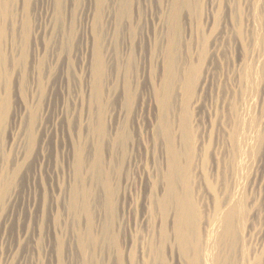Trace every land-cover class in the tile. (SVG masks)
I'll return each instance as SVG.
<instances>
[{
  "label": "rangeland",
  "instance_id": "obj_1",
  "mask_svg": "<svg viewBox=\"0 0 264 264\" xmlns=\"http://www.w3.org/2000/svg\"><path fill=\"white\" fill-rule=\"evenodd\" d=\"M47 1L48 0H0V24H5L7 29L6 36L0 48V71L2 74V79L0 82V96L2 98L5 97L4 99L8 100L10 105L9 117L5 121V126L2 130L1 147L3 148L4 155L1 158L2 160L0 159V165L3 166L2 169L5 177L8 180L11 179L13 181H11L13 183V187H11V193L16 196L12 206H8L5 203V205H7V207L4 206L6 210L3 208V210L6 211L5 213H3L5 216H1V220H5V224H7L4 225V231H2V233L5 234H3L1 243L2 245H0V262L1 264H86V259H89L88 261L92 260L91 262L93 264H95L96 261H102L103 264H132L131 261L133 260V254L136 255L139 252H135V248H137L136 251L139 249V243L141 245V242L143 241L145 244L146 242L147 244L148 242L151 243V241L156 237L157 234L154 235L155 232L153 227L158 224V222L160 221L159 218L161 216L159 213L158 217H156L155 219V216L150 213L149 208L147 204H145V202L147 203L148 201L146 200V198L148 197L147 195L149 194V191H147V187H149L148 184H153L157 179L155 176L158 172L157 170L159 169L158 166H160L158 165L160 164L159 162L163 161L162 163H164V158L162 159L160 155L162 153H160V151H162L164 145V143H160H162L163 139L161 140V138H159L154 143L155 139L153 138L151 124L155 125V123L152 121L155 120V114H157L159 108L158 103H156V101H158V99H156V90L160 88L162 86L161 83H163V54L167 51H170L171 49L168 40L169 36L166 32L168 31V27L162 13V10L167 11L168 3L165 2L167 0H130V11L128 10L130 13V18L127 19L123 18L122 16L121 18L119 16L121 15L120 13L124 12L121 9L122 6L120 4L123 2V0H104L102 7V0H66L65 4L67 7V13L64 19L66 25H64L65 29L63 30V32L67 33V36L65 35L64 42H62L63 40H59L61 42H58L59 45L57 49L51 50L49 49L50 47L47 49V46H49L48 43L51 42L49 34L46 33L44 38L43 36L41 38L38 37L39 40L37 39V42L34 41V36L36 34L38 24L42 19H44L43 10ZM210 1L211 0H199V2H201L199 4L198 1L195 0L194 2L195 4H197L195 8L196 11L194 9L193 11H190V9H187L186 7L182 8L180 18V40H178L179 42H177L180 44H175L174 47V49H176V52L179 50L177 53L179 55V71L181 72L184 71L188 64H195V62L199 63L200 60H198V57L199 59L201 57V54L199 53L200 51L202 52L203 49L207 48L211 51L210 52L206 49L208 61L211 60L210 54L215 53V58L213 57L214 63L212 62L213 69L209 79L208 87L204 90L203 93L197 92L198 95L196 93V95L199 96V99L196 96L195 99L193 97L194 100H192L194 102L198 99V104L200 106L198 105L197 108L196 102H194V104L193 102H191L188 106V109L190 110V120L192 119L190 122L193 123L190 124V127L193 131L195 130L194 133H192V130L190 132L193 136L196 147L198 146L200 148L197 149L198 154L195 159L196 162L198 160L200 161L198 163L194 162L196 165H194L193 163V165L195 166L193 168H196V166L198 167V169L196 168L197 171L196 169H194L195 171L193 170V178L197 179H192L193 190L194 192L197 191L195 192V198L198 200V202L201 201L199 205H201L202 209L201 207L200 209L203 212V214H201L200 227H203V225H205V222V226L207 227V217H209L207 215H209L210 211L212 210L210 209L212 208L210 206H212L213 204V202L211 201L213 198V194L215 193H211V191L213 192L211 184L215 183L217 194L219 193L218 191H221L220 194L223 193V187H221L224 183L223 180L228 177L231 171V165L228 164V156L230 152L226 151L230 149L228 148V146L230 145V140L227 136V127H229V129H232L231 122L233 121H231L232 118H230L231 116L230 113H228L229 111L227 109L231 101L237 99L240 104L243 103L241 104L242 109L239 113L242 117V121L244 122V127H247L248 125L251 126H248L249 128L247 127V129H251V131H258L259 128L260 131H262L261 128L264 130V109L261 110L262 105L261 107L259 105L261 104V102L260 100H257L259 98L255 96L256 94H253V88L255 86L254 80H258L254 72L256 71L255 68H257L259 64L261 67V63H263L264 68V22H261L262 20L259 21V19L254 17V10L257 3H259V0H217L219 3H222L220 5H223V10L219 5L221 12H219L220 15L215 14L217 15L215 16L216 19L214 18L217 21L216 22L214 20V22L216 23H214L213 20L212 23L208 20V11H210V7L208 6H210ZM131 5L133 8H131ZM118 11L120 12L119 15ZM99 12L101 16L99 15ZM225 18L227 19V23H225ZM253 19H257L255 20L256 29H254V31H252L249 25L250 23H252ZM25 22L29 26L24 24ZM42 24L43 27H47L49 22H46L45 25L44 20L42 21ZM128 24H133V27L135 28L133 32L136 31L134 33L131 32V40L133 44L132 48L134 51L131 49H126L128 48L127 44H129L130 42H128V40L130 39H127ZM96 26L100 28L99 32H101V34L99 33L98 35H102L101 38H103L104 41L102 44L104 46L103 55L106 65L104 75V91L106 92V94L104 93L105 96L103 95V97L105 98H103L102 100L103 107L106 111L105 125L110 128L112 121L114 123V119L117 121V119L119 120V118H122V121L128 123L131 132L133 129V137H135V139L136 137H138L137 133H139V135H142L140 136L142 137V139L144 138L143 135H145V139L143 140V145L140 149H136V147L134 146L133 150L130 143H128L125 149H122L121 147L115 145L113 142V136L108 135L104 139L105 144H103V159L106 167V169L104 167V170L106 172H110H108L109 174H106H108L109 178H111V184H113V186L115 185L116 188L118 187L117 204L120 208L119 213L120 211L121 213L119 214L118 218H116V221L112 222L111 219H109V217L107 216L105 204L103 205V203H105V194L102 190L103 187L100 186L98 182L96 183L92 178H88L89 185H92L93 187H91V194L93 193V196L91 195L90 202L91 212L93 211L92 214H94L93 218L95 219H93L94 221L92 220V224L89 222V219H87V215L84 212H81L83 197L80 195L82 193H78L79 195H77V207L73 205L74 200L72 199L73 195L78 191V189L82 188V178H80L79 174L77 173L76 161L78 151L76 150H78L80 146H83L82 144L87 141L86 154L88 153L87 158L91 159L89 161H92L95 157V149H97L98 145L97 143H94L98 142V135L97 133L94 134L93 131H95V119H97L96 116L99 113L98 110H101L100 106H102V104H96V102H94V93H92L95 79L94 66L96 65V62L98 60L97 52L95 50V45H97L96 41L98 40V36L96 38ZM121 26L124 27V30ZM26 27H28L30 30H27L28 33L26 34L28 36L25 34L26 29L24 28ZM211 29H213V31ZM63 34L64 33H62V37ZM241 34L243 36H241ZM203 37L205 38L203 39ZM254 38L259 40V44H262L261 46L263 52L261 56L257 55L258 53L253 51V47L256 45L253 44L254 40H256ZM204 40H206V42ZM201 45H203L204 48H202ZM219 48H221V50ZM34 49L36 51H34ZM247 50L249 51V53ZM1 51L4 57H2ZM55 51L57 52L53 53ZM36 52H38L39 54L37 53L38 55H35ZM45 52H47V54L49 52V54L46 56ZM53 54L54 56L52 58L51 55ZM39 55L41 56V58ZM247 57L250 58L248 59ZM37 60H39V62ZM48 61L51 65L48 63ZM38 66H40V68L42 66V69H39L45 72H43V77H39L40 80L38 79V72H40ZM243 68H245L246 70ZM37 69L39 71H37ZM242 73L245 74L244 77ZM126 76L131 80L129 82L131 83L134 95L136 96L135 98L139 100L138 101L135 99V101H138V103L133 105L130 113H126L127 111L125 109L123 111L120 110L121 101H118V97L119 100H121L122 98L123 101V96H121L123 94L118 93H122L123 91L122 87L124 88L123 83H125L124 78L126 79ZM250 85H253L251 90L252 93L250 90L247 91V88H249ZM244 89L247 90L245 91ZM176 90L179 91L177 95ZM176 90L174 91L176 97H174L175 95L173 96L176 102H172V106H174L175 104L176 105L174 107H171L173 110H170L169 115H171L172 111L175 110L177 111H175V113L177 114L178 111L181 112L182 107L184 108L181 101L182 95L180 94L182 92L178 87H176ZM241 90H244L246 94H242V92L240 93ZM247 92H249L250 94L248 93V95ZM251 95L252 97L254 96L256 98H252ZM242 96L245 97L244 100L243 98H241ZM240 98L243 100V102L240 101ZM140 99H143L142 101L144 102L145 107H143L144 104L143 106H139L142 104V101H140ZM179 99L181 100L179 101L178 105L177 103ZM255 102L260 103L256 104ZM177 106L181 108H178ZM141 109L142 111H140ZM137 110L139 112L138 118L136 117ZM20 111H22V113H20ZM15 113L18 114V117L16 129L14 128V131L13 129H11V126L13 125V115ZM172 115V117L169 116L171 117L170 120L172 119V129L175 128L173 130L174 136L175 134L176 136L178 135V138H176V136L175 138L179 140L181 133L178 132V130H180L178 123L179 114L177 115L178 118L174 113H172ZM227 116L230 119H228ZM41 122L43 124V129L39 130L38 126L41 124ZM225 123H227L228 126L225 125ZM132 124H135L134 126L136 127L133 128ZM224 125L226 126V128L223 127ZM148 126H150L151 129ZM155 126L157 127V124ZM156 127L153 128L155 131ZM255 127L257 129H255ZM177 128L178 130H176ZM11 131L13 133H11ZM146 131H148L147 135L149 136V140L146 136ZM176 131L179 134H177ZM87 132H89L90 134ZM11 135L14 136L16 140L11 139ZM197 135L199 137L197 138L199 139V141L196 139ZM225 135L227 136V138L225 137ZM218 136L219 138L221 137V139H219ZM21 139L23 141H21ZM146 140H148V142ZM196 140L198 143L196 142ZM204 140L207 141L205 142ZM200 141H204V144ZM254 141L255 140L253 139V143H255ZM199 142L202 143V146L205 147L199 145ZM210 143L214 144H212L211 146L207 145ZM218 143L220 144V146ZM253 143L251 141V144ZM207 146H210V148ZM212 146H216L217 150L222 151V149H224V151L227 152L226 154L223 151L221 152L222 155L220 156H222V164L220 165L223 168H219L221 172L223 171L222 174H224V176L227 175V177H224L220 173V170H215L214 172L215 168L212 166L213 159L211 160L210 156H212L214 151L216 152V148L214 149ZM221 146L222 148L220 149ZM202 148H205V150L207 149V151H209L211 148L213 150H210L209 153L206 151L207 153L204 154L205 151ZM254 148H256L255 145H250L247 148V156L245 155L244 157V169L242 168L240 170L243 171L240 173V175H244L242 177L244 179L243 184L246 182V191L248 192H246V195H248L246 197L248 198V200L250 198L249 202H247V205L250 202V204L252 205L255 204L256 202L254 200H256L258 203L263 202L264 200V154L262 153L264 152V150H261L264 148V144L263 147L258 149V151L260 150L261 153ZM249 149H251L250 152ZM202 150L204 152H201ZM132 151H134V153ZM256 151L259 154L256 153ZM25 152L27 155L25 154ZM199 153H202L203 155ZM206 155H208L209 160L206 159ZM200 156L206 159L205 161L208 162L205 163L204 159L202 160ZM223 156L226 158H224ZM246 158H250L252 162L249 159V161H245ZM160 159L162 160L160 161ZM129 161H132L131 164ZM201 161L203 162V164L201 163ZM225 161H227L228 163L226 162L227 164H225ZM210 162L212 163L211 166H209ZM199 163H201V167ZM156 166L158 169L155 168ZM205 167H207L209 170ZM211 167L213 168V170H211ZM224 168H228L229 171H226ZM207 171H210L212 174L217 173L218 171L217 174L213 175H217L216 178H218V174H220L221 178L223 179L220 178L221 180H215L216 178L213 175L210 176V172L206 175ZM195 174L198 175H196L195 177ZM206 176L208 177L206 178ZM210 177L212 178V180ZM215 181H217L218 183H216ZM126 183H128L127 193L129 192V199L126 205L127 216L125 214V217L123 219H120L122 218L121 215L123 213L121 207L122 201H120V198L122 193L126 189L124 187L126 186ZM129 183L132 185V187ZM140 184L141 186H139ZM145 184H147L148 186ZM217 184L219 187L217 186ZM219 184H221V186ZM145 188L146 190L143 191ZM148 189L150 190V187ZM121 190L124 191L122 192ZM260 197L261 199H259ZM251 198L254 200L252 201ZM248 200L246 199V201ZM137 202L139 205L137 204ZM209 202H211L212 204H209ZM258 203L256 204H261ZM252 205L249 206L248 209H251ZM208 206L210 208H208ZM10 209L12 210L10 211ZM146 209H148V211ZM141 211L145 214H142ZM141 215L142 217H144V219L140 218ZM155 215L157 216V214ZM202 217L204 219H202ZM261 217H257L255 218L256 220H254L250 219V216H248V218L246 217L247 219L244 218V220H248V222L246 223H243L244 220L242 222L240 220L241 223L239 224V226H243L244 229H248L251 234L256 229V232H254V237L253 234L251 236V234H249L248 232L246 233L247 230H245V232L242 231L243 228H241L240 230V233L242 235L240 237L243 239V241L244 238H246V240L248 241L247 243L249 244L251 237L253 239L251 240L252 243L250 242L251 245L253 244V247H251L250 245L248 247L244 246V248L247 250L250 247V250L248 251L253 252L257 249L259 252L260 249H263L264 251V247H262L264 246V228H262L264 227V220L263 218L260 220ZM252 220L256 222L254 223L252 222ZM107 221L112 222V227L107 229V231L109 230L108 232L104 230L105 228L103 227V225ZM248 223L251 225L250 227L248 226ZM252 224L254 229L252 228ZM206 227H204V229L202 228L203 230L201 229L202 233L205 231ZM83 233L86 235L84 237L85 242L87 240V243L85 244L89 245V247L87 245L85 246V248L82 246L80 239L84 235ZM116 233L120 234L119 236L122 237L120 238ZM138 233H141L140 235L142 237ZM151 233L153 234L151 235ZM205 233L206 231L203 234L204 237ZM243 234L247 236L245 237ZM115 235L118 237V242L120 241L122 245L124 244L122 246L120 242V244L117 242V244H119V248L121 246L122 250L125 249L122 252L125 255L123 256V258L126 257L123 259V262L120 261L118 257L119 252L117 246H115L113 242V237H116ZM248 237L250 238L247 239ZM131 238H135L133 241V248L134 246H138L135 247L134 250H131L129 247H124L126 245V240H132ZM260 238H262V241L259 243V241L261 240ZM140 239H143V241ZM123 240L124 242H122ZM136 240H138L139 243L136 242ZM243 241L240 242V245L241 243H244ZM135 243L138 244L136 245ZM261 243H263V245ZM147 244L145 245V247H149L150 244ZM240 245L238 246L239 248H237V251L242 249ZM256 246L257 249H254V247L256 248ZM86 248L87 250H85ZM167 248H169V246L165 248L167 251L165 252V255H168L170 257V251ZM175 250V259L172 260L167 256L170 261L172 260L171 262L169 261L170 264H175V261L180 260L178 259V253L176 254L177 249L175 248ZM228 251L229 250L227 249L224 251V253H228ZM234 251H236V249ZM130 253L132 254V257H130ZM234 253L236 254V252ZM235 257L237 258V256H234V261L236 260ZM262 260L264 259H261L260 262L264 264V261ZM140 263H142V261Z\"/></svg>",
  "mask_w": 264,
  "mask_h": 264
},
{
  "label": "bare ground",
  "instance_id": "obj_2",
  "mask_svg": "<svg viewBox=\"0 0 264 264\" xmlns=\"http://www.w3.org/2000/svg\"><path fill=\"white\" fill-rule=\"evenodd\" d=\"M65 1L66 0H48L46 2V5L44 7V19L41 20V22L38 24V27H37V31H36V34L34 36V41L37 42L39 40L38 37H42L44 38L45 34H49V37H50V43H48L49 46H47V49H51V50H55L58 48V42L60 43L61 41L59 40H63L62 42L65 41V35L67 36V33L63 32V30L65 29L64 28V25H66L64 19H65V16H66V13H67V7H66V4H65ZM103 1L101 2V7H102V4H103ZM165 1V0H164ZM195 0H167L165 1L166 3H168V9L167 11H164L162 10V13H163V16L165 18V22L167 24V27H168V31H166L168 34V40H169V43H170V51H167L163 54V65H164V73H163V83L162 86L160 88H158L156 90V95H157V98L158 101H156V103H158L159 105V108H158V111H157V114H155L156 118L155 120H153L152 122L155 123V125L157 124V127L154 125V124H151V128H152V131H153V138L155 139L154 143L156 142V140H158L159 138H161V140L163 139L162 143L160 144H163V148H162V151H160V155L162 157V159L164 160V163H162L163 161H161L162 159H160L161 162H159L160 166L159 169L157 168V166L155 168H157L156 170L158 171L156 176L154 174V176L157 178H155V182L153 184H148L149 187H150V190L148 189L149 187H147V191H149V194L147 195L148 197L146 198L147 203L145 202V204H147L148 208H149V211L150 213H152L154 216H155V219L156 217H158L159 213H160V221L158 222V224L156 226H154L153 224V229H154V235H156V237L151 241V243L148 242L149 247H145L146 244L144 243L143 239H140L142 240L143 242L142 245L138 242V240H136V242L139 243V249L136 251L137 248L135 247H138V246H134L135 248V252H138L136 255L133 254V260L131 261L132 264H139L141 261L142 263L140 264H170V262L175 259L176 255H174V252L176 251L175 248L177 249V252L176 254L178 253V259L180 260H177L175 261V264H260L261 262V259H264L263 257V254H264V251L263 249H260V252L258 251L257 249V246L256 248L254 247V249H257L253 252L251 251H248L250 250V247L247 249L244 248L245 247H248L249 245L251 247H253L251 245V240L252 237H251V240L249 242V244L247 243L248 241L246 240V238H244V232L245 230L246 233L248 232L249 234H251V232L248 231V229H244V227H240L239 224L245 219L248 218V216H250V219H254L256 220L255 218L257 217H261L260 220L263 218L264 220V200L263 202H259L261 204H259L256 200L252 199L251 200L255 201L256 203H258L259 205H257L256 203L255 204H248L249 206L252 205V208L249 210L248 209V205H247V202H249L248 198L246 196V182L243 184V176L240 175L241 172L243 171H240L242 168H243V165H244V157L245 155L247 154V148L250 146V145H255L257 151L258 149H260L261 147H263V144H264V131L262 128L260 131L259 129V126H258V131L254 130V131H251V129H247V127H244V122L242 121V117L240 115V110L242 109V105L243 103H239V101H237V99L235 100L234 97V101H231V103L229 104V107L227 108L228 109V113H230V118L231 119V123H232V129L230 130L229 127H227V136L229 137V140H230V145L228 146V148H230L229 150H226L229 153V163L227 161H225L224 163L225 164H230L231 166V171L227 177V175H225L227 178L224 181H222L223 183V186H221V184H219L221 187H223V193L220 194L221 191H218L219 193L217 194V188L215 186V183L211 184L212 186V190L213 192L211 191V193H215L213 194V198H212V201L213 204L211 202H209V204H212V208H210L208 206V208L212 209L210 211V214L207 215L209 217L208 218V221H207V227L205 226L206 225V222H205V225H203V227H200L201 225V214H203L202 212V207L201 205H199L200 202H198V200L195 198V191L193 190V187H192V179H197V178H193L194 174L193 172L195 171L194 169H198V167L196 166V168H193L195 167L194 165H196L195 163H198L200 160H198L197 162L195 161L196 157H197V154H198V151L197 149L199 148L198 146L196 147V144L194 143V139H193V136L191 134V130L192 128L190 127V124H193L191 123L190 121V116H189V109H188V106H189V103L193 102L192 100L195 99V97L198 95L197 92H204V90L208 87V83H209V79H210V76H211V73H212V64L214 63L213 62V57H214V54H210V58L211 60L208 61L207 59V52H206V49H203L202 52L200 51L199 54H201L200 56V59L198 57V60L199 63H196L193 64H188L187 67L184 69V71H179L180 70V67H179V55H178V51L176 52L174 49L175 47V44H180V43H177L179 42L178 40L179 39V34H180V18H181V12H182V8L186 7L187 9L189 8L190 11H193V9L196 11V6L197 4H195L194 2ZM198 1V3L200 4L201 2H199V0H196ZM122 2V1H121ZM227 2V1H225ZM223 2V3H225ZM235 2V1H234ZM44 3V2H43ZM129 3H131L130 0H123L121 4L122 6V10L124 12L120 13L119 10L118 11V15L119 13L121 15H119L120 17L122 16L123 18H127L129 19L130 18V13H129ZM256 3V2H255ZM3 4V3H2ZM198 4V5H199ZM205 4V2H204ZM210 6V11H208L209 13V16H208V20L212 23V20L214 22V20L216 19L215 16H217L218 14L220 15L219 12H221L220 10V7L221 9L223 8V5H220L222 4L221 2L219 3L217 0H211L209 2ZM220 5V7H219ZM3 6V5H2ZM6 6V5H4ZM23 6V5H22ZM26 6V5H25ZM44 6V5H42ZM104 6V5H103ZM203 6V5H202ZM255 6V5H254ZM200 7V6H199ZM131 8L132 5H131ZM229 8V7H228ZM227 8V9H228ZM239 9V8H238ZM244 9V8H243ZM101 10V9H100ZM99 10V11H100ZM129 10V11H128ZM205 10V9H203ZM223 10V9H222ZM5 11V10H4ZM103 11V10H102ZM27 12V11H26ZM117 12V11H116ZM133 12V11H132ZM203 12V11H202ZM235 13V12H234ZM117 14V13H116ZM195 14V13H194ZM200 14V13H199ZM217 14V15H215ZM99 15L101 16L100 12H99ZM234 15V14H233ZM116 16V15H115ZM118 16V17H119ZM204 16V15H203ZM117 17V18H118ZM119 17V18H120ZM121 17V18H122ZM205 17V16H204ZM219 17V16H218ZM232 17V16H231ZM254 17L262 20L261 22H264V0H259V3H257L256 7H255V10H254ZM1 18V17H0ZM100 18V17H99ZM114 18V17H113ZM198 18V17H197ZM215 18V19H214ZM221 18V17H220ZM245 19V18H244ZM257 19H253L252 23H248L252 29V31H254L255 28V20ZM45 20V25H46V22H49V24L47 25V27H43V24H42V21ZM120 20V19H119ZM242 20V19H241ZM25 21V20H24ZM125 21V19H124ZM208 21V22H209ZM216 21V20H215ZM27 22V21H26ZM26 22L24 24H26ZM217 22V21H216ZM214 22V23H216ZM28 23V22H27ZM225 23H227V19L225 18ZM243 23V21H242ZM202 24V23H201ZM27 25V24H26ZM25 25V26H26ZM124 25V23H123ZM211 25H214V24H211ZM237 25V23H236ZM242 25V24H241ZM29 26V25H27ZM264 26V25H263ZM97 27V26H96ZM123 27V26H121ZM214 27V26H213ZM261 27V26H260ZM22 28V27H21ZM28 27L24 28L26 29L25 30V34L28 33L29 28L27 29ZM102 28V27H101ZM212 28V27H211ZM220 28V27H219ZM241 28V27H240ZM67 29V27H66ZM96 29V28H95ZM104 29V28H103ZM120 29V28H119ZM118 29V30H119ZM124 30V27L122 28ZM135 28L133 27V24H128V38L127 39H130L128 40L129 44H127L128 48H126L127 50L131 49L133 50L132 46V40H131V32L134 33L136 31L133 32ZM227 29V28H226ZM225 29V30H226ZM229 29V28H228ZM244 29V28H243ZM28 30V31H27ZM92 30V29H91ZM121 30V29H120ZM213 31V29H211ZM236 30V29H235ZM97 34H96V38L98 36V40L96 41L97 45L96 46V52H97V62H96V65L94 66L95 67V73H94V86H93V92L94 95H93V98H95V101L96 104L97 103H101L102 106L101 107V110L99 109V113L98 115L96 116L97 119H95L96 123L94 125V134L97 133L98 135V142H94V143H97V149L96 150V154H95V157L92 161H89L91 160L90 158L88 159L87 158V155L88 153L86 154V150H87V141H85V143H83L82 145L83 146H80L77 147L79 148L78 150V153H77V173L79 174L80 178L81 179V184H82V188L81 189H78V191L76 192V187H75V194L73 195V199L74 200V206L77 207L78 203L77 200H78V197L77 195H79L78 193H82L80 196L83 197V203H82V208H81V212H84L86 215H87V219H89V222L93 224V215L92 212H91V202H90V197L91 195V192H92V185L90 186L89 183H88V178H92L96 183L98 182L100 184V186L103 187V191H104V194H105V203H103V205L105 204V208H106V212H107V216L109 217V219H111V221H116L119 216V205L117 204L118 202V198H117V194H118V191H117V188L116 186L113 184H111V178H109L108 172H106L104 170V167H105V163H104V156H103V144L104 143V139L110 135V136H113V142L115 145L121 147L122 149H125V147H127L128 143H130L131 145V148L133 150L134 146L136 147V149H140L141 146L143 145V140L145 139V135H143V139L141 134L139 135V133H137V136L136 139L135 137H133V129H132V132L130 131L129 129V125L127 122H124L122 121L120 118L119 120L117 119V121L114 119V123L112 121V124H111V127L109 128L107 125H105V117H106V111H105V108L103 107V95L105 96L106 92L104 91V75H105V60H104V55H103V38H101V36H99L98 34L101 32L100 31V28L97 27ZM103 31V30H102ZM239 31V30H238ZM256 31V30H255ZM258 31V30H257ZM6 32H7V29H6V26L5 24L1 23L0 24V48H1V45L3 44V41H4V38L6 36ZM119 32V31H118ZM148 32V31H147ZM30 33V32H29ZM62 33L63 34V37H62ZM224 34V33H223ZM27 35V34H26ZM239 35V34H238ZM28 36V35H27ZM47 36V35H46ZM241 36H243L241 34ZM261 36V35H260ZM26 37V36H25ZM104 37V36H103ZM206 37V36H205ZM203 37V39L205 38ZM210 37V36H209ZM262 37V36H261ZM28 39V37H27ZM26 39V41H27ZM38 39V40H37ZM224 39V38H223ZM256 39V38H254ZM261 39V38H260ZM46 40V38H45ZM105 40V39H104ZM126 40V39H125ZM202 40V39H201ZM240 40V39H239ZM242 40V39H241ZM264 40V39H263ZM94 41V40H93ZM206 42V40H204ZM127 42V41H126ZM203 42V41H202ZM223 42V41H222ZM232 42V41H231ZM94 44V43H93ZM205 44V43H204ZM203 44V45H204ZM253 44H256L254 47H253V51L254 52H257L259 56L262 55V44L260 43L259 44V40H254ZM259 44V45H258ZM37 45V43H36ZM126 45V44H125ZM135 45V44H134ZM202 46V48H204ZM46 46V45H45ZM94 46V47H95ZM230 47V46H229ZM38 48V47H37ZM41 48V47H40ZM46 48V47H45ZM60 48V47H59ZM125 48V46H124ZM200 48V47H199ZM252 48V47H251ZM257 48V49H256ZM221 50V48H219ZM208 51H210L209 49H207ZM215 50V49H214ZM246 50V48H245ZM34 51H36L34 49ZM134 51V50H133ZM244 51V50H243ZM248 51V50H247ZM57 51L53 52V53H56ZM211 52V51H210ZM38 52L35 53V55L37 54ZM44 53V52H43ZM61 53V52H60ZM249 53V51H248ZM253 53V52H252ZM39 54V53H38ZM37 54V55H38ZM46 56L49 54H47V52H45ZM52 54V53H51ZM62 54V53H61ZM134 54V53H133ZM209 54V52H208ZM254 54V53H253ZM256 54V53H255ZM1 55L2 57L3 56V53L1 51ZM44 55V54H43ZM42 55V56H43ZM40 56V55H39ZM52 58L54 56L51 55ZM252 56V55H251ZM254 56V55H253ZM218 57V56H217ZM39 58V57H38ZM41 58V56H40ZM46 58V57H45ZM49 58V56H48ZM133 58V57H132ZM215 58V57H214ZM221 58V57H220ZM242 58V57H241ZM248 58V57H247ZM250 58V57H249ZM248 58V59H249ZM260 58V57H259ZM245 59V58H244ZM197 60V62H198ZM243 60V59H242ZM39 62V60H37ZM41 61V60H40ZM53 61V60H52ZM244 61V60H243ZM35 62H36V59H35ZM213 62V63H212ZM246 62V60H245ZM255 62V61H253ZM49 63V61H48ZM241 63V62H240ZM258 63V61H257ZM256 63V64H257ZM50 64V63H49ZM53 64V63H52ZM261 67H260V64L258 65L257 68H255L256 71L255 72V75L257 76V79L256 80L255 78V82H254V95L257 96L259 99L257 100H260L261 104H259L260 102H257L260 107L262 105V108L261 110L264 109V68H263V63H261ZM36 65V64H35ZM51 65V64H50ZM225 65V64H224ZM236 65V64H235ZM254 65V64H253ZM252 65V66H253ZM59 66V65H58ZM229 66V65H228ZM249 66V65H248ZM45 67V65H44ZM244 67V66H243ZM37 68V67H36ZM40 68V66H38V69ZM236 68V67H235ZM253 68V67H252ZM37 71H39L40 69H42V66L41 68ZM225 69V67H224ZM245 69V68H243ZM94 70V69H93ZM246 70V69H245ZM36 71V72H37ZM144 71V70H143ZM238 71V70H237ZM253 71V70H252ZM35 72V73H36ZM43 70H40V72H38V79L39 77H43ZM239 72V71H238ZM237 72V73H238ZM246 72V71H245ZM45 73V72H44ZM52 73V72H51ZM252 73V72H251ZM144 74V73H143ZM181 74V75H180ZM233 74V73H232ZM243 74V77L245 76L244 73ZM51 75V74H50ZM228 75V74H227ZM240 75V74H239ZM35 76V74H34ZM214 76V75H213ZM231 76V74H230ZM247 76V75H246ZM251 76V74H250ZM249 76V77H250ZM233 77V76H232ZM241 77V76H240ZM239 77V79H240ZM49 78V77H48ZM1 79H2V74H1V71H0V82H1ZM246 79V78H245ZM251 79V78H250ZM40 80V79H39ZM48 80V79H47ZM35 81V80H34ZM38 81V80H37ZM42 81V80H41ZM45 81V80H44ZM124 81L125 83H123L124 85V88L122 87L123 91L122 93L119 92L118 94H123L121 96H123V101H122V98L121 100H119V97H118V101H121V108L120 110H126L127 112L126 113H130L132 108H133V105L134 104H137L138 103V99H136L135 95H134V91L132 89V86H131V83L129 81H131L129 79V77L127 78L126 76V79L124 78ZM234 81V80H233ZM240 81V80H239ZM251 81V80H250ZM49 82V81H48ZM212 82V81H211ZM252 82V81H251ZM41 83V82H40ZM221 83V82H220ZM1 84V83H0ZM48 84V83H47ZM214 84V83H213ZM40 85V84H39ZM246 85V84H245ZM234 86V85H233ZM242 86V84H241ZM41 87V86H40ZM176 87H178L182 93H180L182 96V100L179 99L178 100V105H179V101L181 100L182 103H183V106L184 108L182 107V110L181 112L178 111V113L176 114L175 111H172V113H174L176 116L179 114V129L178 128L176 130H178V132H181L180 133V137H179V140H177L176 138H178L176 136H174V132L173 130L175 129H172V125H171V120L170 118L173 116L172 113L171 115H169L170 113V110L172 109L171 107H174L172 106V102H176V100L173 98V96L175 95L174 91L176 90ZM248 87V86H246ZM252 87L253 85L249 86V88L247 89H244L245 91H251L252 90ZM239 88V87H238ZM237 88V89H238ZM245 88V87H243ZM121 89V90H122ZM106 90V89H105ZM178 90V89H177ZM176 90V91H177ZM231 90V89H230ZM234 90V89H233ZM244 90H241L240 93L242 92L246 94V92H244ZM235 91V90H234ZM52 92V91H51ZM51 92H50V95H51ZM179 91L176 92V95ZM238 92V91H237ZM91 93V95H92ZM105 93V94H104ZM197 93V95H196ZM219 93V92H218ZM249 92H247L248 94ZM252 93V91H251ZM241 94V95H242ZM250 94V93H249ZM248 94V95H249ZM176 95L174 97H176ZM195 95V96H194ZM200 95V94H199ZM203 95V94H202ZM228 95V94H227ZM239 95V96H241ZM119 96V95H118ZM120 96V97H121ZM143 96V95H142ZM179 96V95H178ZM234 96V95H233ZM245 96V95H244ZM244 96H242L241 98H243L244 100ZM92 97V96H91ZM194 97V99H193ZM198 99H199V96H197ZM221 97V96H220ZM236 97V96H235ZM252 97V95H251ZM254 97V96H253ZM252 97V98H253ZM5 98V97H4ZM0 96V159L3 157L4 155V152H3V148L1 147L2 145V130L4 129V126H5V121L8 119L9 117V112H10V109H9V101L4 99ZM92 98V99H93ZM144 98V97H143ZM201 98V96H200ZM203 98V97H202ZM212 98V97H211ZM215 98V97H214ZM240 98V99H241ZM250 98V97H249ZM251 98V99H252ZM256 98V97H254ZM51 99V98H50ZM138 100L137 102L135 101ZM145 99V98H144ZM155 99V100H156ZM173 99V101H172ZM178 99V97H177ZM198 99L195 100L194 102H196V106L198 108ZM232 99V98H231ZM247 99V98H246ZM94 100V99H93ZM143 99H140V101H142ZM175 100V101H174ZM243 100L241 99L240 101L243 102ZM249 100V99H248ZM135 102V103H134ZM193 102V104H194ZM245 102V101H244ZM142 104L139 105V106H143L144 102L142 101L141 102ZM256 103V102H255ZM256 103V104H257ZM140 104V103H139ZM191 104V105H193ZM249 104V103H248ZM212 105V104H211ZM254 105V104H253ZM258 105V106H259ZM138 106V107H139ZM200 106V105H199ZM145 107V104L144 106ZM178 107V106H177ZM176 107V108H177ZM192 107V106H191ZM219 107V106H218ZM248 107V106H247ZM252 107V106H251ZM140 108V107H139ZM142 108V107H141ZM175 108V109H176ZM178 108H181V107H178ZM210 108V107H209ZM224 108V107H223ZM249 108V107H248ZM258 108V107H257ZM226 109V110H227ZM173 110V109H172ZM179 110V109H178ZM194 110V109H193ZM198 110V109H197ZM251 110V109H250ZM142 111V109L140 110ZM195 111V110H194ZM208 111V110H207ZM257 111V110H256ZM264 111V110H263ZM177 112V111H176ZM180 112V113H179ZM192 112V110H191ZM219 112V111H217ZM20 113H22V111H20ZM119 113V112H118ZM117 113V114H118ZM121 113V112H120ZM138 110H137V113H136V117L138 118ZM142 113V112H141ZM140 113V114H141ZM243 113V112H242ZM123 114V113H122ZM121 114V115H122ZM139 114V115H140ZM262 114V113H261ZM174 115V116H175ZM212 115V114H211ZM218 115V114H216ZM227 115V114H226ZM225 115V116H226ZM264 115V114H263ZM21 116V115H20ZM19 116V117H20ZM34 116V115H33ZM120 116V114H119ZM171 116V117H169ZM17 117H18V114L15 113L13 115V125L11 126V129L14 130V128L16 129V125H17ZM141 117V116H140ZM139 117V118H140ZM247 117V116H246ZM256 117V116H255ZM261 117V116H259ZM116 118V117H114ZM117 118H118V115H117ZM127 118V117H125ZM197 118V117H196ZM228 118V116H227ZM228 118V119H230ZM251 118V117H250ZM199 119V118H198ZM224 119V118H223ZM262 119V118H261ZM264 119V118H263ZM20 120V119H19ZM174 120V119H173ZM177 120V119H175ZM252 120V119H251ZM255 120V119H254ZM133 121V120H132ZM257 121V120H255ZM254 121V122H255ZM44 122V121H43ZM131 122V121H130ZM258 122V121H257ZM256 122V123H257ZM260 122V121H259ZM139 123V122H138ZM176 123V122H175ZM262 123V122H261ZM93 124V122H92ZM149 124V125H150ZM214 124V122H213ZM11 125V124H9ZM42 122L41 124L38 126L39 130L43 129L42 128ZM135 124H132V127L135 128L136 126H134ZM140 125V124H139ZM225 125H227V123H225ZM223 126L226 128V126ZM243 127H242V126ZM23 126V125H22ZM228 126V125H227ZM242 128H241V127ZM150 128V126H148ZM154 127H156V131L153 129ZM193 127V126H192ZM251 127V126H249ZM248 127V128H249ZM91 128V127H90ZM131 128V127H130ZM150 128V129H151ZM18 129V128H17ZM89 129V128H88ZM87 129V130H88ZM142 129V128H141ZM140 129V131H141ZM253 129V127H252ZM255 129H257L255 127ZM93 130V129H92ZM143 130V129H142ZM198 130V129H197ZM249 130V131H248ZM15 131V130H14ZM90 131V130H89ZM144 131V130H143ZM142 131V132H143ZM195 131V130H194ZM194 131L192 130V133H194ZM207 131V130H206ZM92 132V131H91ZM139 132V131H138ZM145 132V131H144ZM147 132L146 131V136L148 137V140H149V136L147 135ZM151 132V131H150ZM177 132V131H176ZM175 132V133H176ZM177 132V134H179ZM215 132V131H214ZM213 132V133H214ZM11 133H13L11 131ZM89 133V132H87ZM86 134V133H85ZM90 134V133H89ZM222 134H226V133H222ZM18 135V134H17ZM96 135V136H97ZM194 135V134H193ZM196 135V133H195ZM194 135V136H195ZM14 136H15V133H14ZM14 136H10L11 139H15ZM202 136V135H201ZM210 136V135H209ZM227 136L225 135V137L227 138ZM18 137V136H17ZM84 137V136H83ZM88 137V136H87ZM146 137V138H147ZM94 138V137H93ZM152 138V139H153ZM199 138L198 135L196 137V139ZM219 138V136H218ZM87 139V138H86ZM89 139V138H88ZM205 139V138H203ZM210 139V138H209ZM221 139V137L219 138ZM218 139V140H219ZM253 139L255 140L253 143ZM16 140V139H15ZM148 140H146L148 142ZM199 141V139H197ZM196 140V142H197ZM217 140V141H218ZM228 140V141H229ZM21 141H23L21 139ZM205 141V140H204ZM204 141H200V142H203L204 144ZM207 141V140H206ZM205 141V142H206ZM251 141L253 144H251ZM14 142V141H13ZM20 142V141H19ZM199 142V145H203L202 143ZM210 142V141H209ZM22 143V142H21ZM20 143V144H21ZM159 143V141H158ZM198 143V142H197ZM146 144V143H145ZM195 144V146H194ZM214 144V143H212ZM211 143L210 144H207V145H212ZM219 144V143H218ZM129 145V146H130ZM157 145V144H156ZM198 145V144H197ZM223 145V144H222ZM228 145V143H227ZM161 146V145H159ZM210 146H207L210 148ZM218 146V145H217ZM220 146V144H219ZM21 147V146H20ZM105 147V146H104ZM202 147H205V146H202ZM206 147V148H207ZM214 149L216 148V152L214 151L212 156L211 157V160L213 159V165H212V161L209 163V166H213L215 169H214V172L215 170H220L219 168L221 167L220 164L221 163V157L220 155H222V151H224V149H222V151L220 150H217V147L216 146H212ZM222 148V146L220 147V149ZM224 148V147H223ZM226 148V147H225ZM227 148V149H228ZM200 149V148H199ZM206 154L207 152L209 153L210 150H213L212 148L207 151V149L205 150V148H202ZM201 151V152H204V151ZM251 149H249V152H250ZM253 150V148H252ZM262 151L264 150L261 149ZM28 151V150H27ZM74 151V152H76ZM207 151V152H206ZM219 151V153H218ZM258 152H260V150ZM29 152V151H28ZM27 152V153H28ZM134 153V151H132ZM157 152V151H156ZM248 152V153H249ZM253 152V151H251ZM227 152H225L226 154ZM261 153V152H260ZM264 154V152H262ZM26 154V152H25ZM75 154V153H74ZM199 154H202V153H199ZM223 154V155H225ZM259 154V153H258ZM27 155V154H26ZM76 155V154H75ZM203 155V154H202ZM201 155V156H202ZM209 155V154H208ZM208 155H206L208 157ZM134 156V155H133ZM132 156V157H133ZM159 156V155H158ZM157 156V157H158ZM200 156V157H201ZM205 156V155H204ZM247 156V155H246ZM258 156V155H257ZM19 157V156H18ZM17 157V158H18ZM155 157V156H154ZM156 157V158H157ZM199 157V156H198ZM206 159L209 160V157ZM224 157V156H223ZM202 158V157H201ZM226 158V157H224ZM262 158V157H261ZM134 159V158H133ZM199 159V158H197ZM204 158H202L203 160ZM206 159H204V162H208V161H205ZM228 159V158H227ZM226 159V160H227ZM250 161L251 159L248 158ZM247 158L245 161H249ZM2 160V159H1ZM131 160V159H130ZM136 160V159H135ZM223 160V159H222ZM225 160V159H224ZM154 161V160H153ZM159 161V160H158ZM157 161V162H158ZM130 162V161H129ZM132 162V161H131ZM130 162V164H131ZM195 162V163H194ZM223 162V161H222ZM227 162V163H226ZM252 162V161H251ZM194 163V165H193ZM201 163L203 164V162L201 161ZM201 163L200 164V167H201ZM223 163V164H224ZM247 163V162H246ZM249 163V162H248ZM257 164V163H256ZM198 165V164H197ZM206 165V164H205ZM251 165V164H250ZM199 166V165H198ZM224 166V165H223ZM253 166V165H252ZM3 166L0 165V245H2V239H3V234L5 233H2L3 228H4V225L5 224V220H1V216L4 215L3 213H5L6 209L4 206L7 207V205L9 206H12L13 203H14V200L16 198V196L14 194H12V190H11V187H13V181L10 179L8 180L4 173H3V169H2ZM153 167H154V164H153ZM226 167V165H225ZM203 168V167H202ZM207 168V167H205ZM223 168V167H221ZM106 169V167H105ZM196 169V171H197ZM208 169V168H207ZM226 171H229V169L227 168H224ZM244 169V168H243ZM145 170V169H144ZM194 170V171H193ZM209 170V169H208ZM211 170H213V168L211 167ZM223 170V169H222ZM83 171H84V174H83ZM139 171V170H138ZM154 171V170H153ZM200 171V169H199ZM225 171V172H226ZM210 171H207L206 172V175L207 173H209ZM223 172V171H222ZM221 170H220V173L222 174ZM224 172V173H225ZM108 173V174H106ZM218 173V171H217ZM217 173H213V174H217ZM228 173V172H227ZM153 174V173H152ZM211 172H210V176L213 175ZM243 174V173H242ZM139 175H140V172H139ZM196 175L198 174H195V177ZM205 175V173H204ZM209 175V174H208ZM219 177L216 178L217 175H213L215 178V180L217 179H220L221 176L220 174H218ZM224 176V174H222ZM259 175V174H258ZM149 176V175H148ZM212 176V177H213ZM224 176V177H225ZM246 176V175H245ZM144 177V176H143ZM153 177V176H152ZM205 177V176H204ZM208 176H206L207 178ZM146 178V177H145ZM151 178V177H150ZM211 178V177H210ZM256 178V177H255ZM135 179V178H134ZM154 179V178H153ZM223 179V178H221ZM220 179V180H221ZM212 180V178H211ZM249 180V179H248ZM12 181V182H11ZM127 181V180H126ZM133 181V179H132ZM210 181V180H208ZM129 182V181H128ZM214 182V181H213ZM216 183H218L217 181H215ZM145 183V182H144ZM152 183V182H151ZM196 183H197V180H196ZM220 183V182H219ZM130 184V183H129ZM206 184V183H205ZM125 185V184H124ZM147 185V184H145ZM147 185V186H148ZM252 185V184H251ZM79 186V184H78ZM130 186L132 187V185L130 184ZM129 186V187H130ZM141 186V184L139 185ZM218 186V184H217ZM254 186V185H253ZM126 189L125 191L124 190H121L123 193L121 195V198H120V201H122V215L120 219H123L125 217V214H126V205L128 203V193H127V187H128V183H126V186H124ZM145 187V186H144ZM219 187V186H218ZM252 187V186H251ZM93 188V187H92ZM124 189V188H123ZM141 189V188H140ZM262 189V188H261ZM131 190V189H130ZM146 188L143 190L145 191ZM129 191V190H128ZM141 191V190H139ZM253 191V190H252ZM94 192V191H93ZM74 193V191H73ZM121 193V192H120ZM119 193V194H120ZM144 193V192H143ZM248 193V192H247ZM145 194V193H144ZM197 194V193H196ZM205 194V193H204ZM201 195V194H200ZM208 195V194H207ZM263 195V193H262ZM80 196H79V199H80ZM93 196V195H92ZM102 196V195H101ZM99 196V197H101ZM119 196V195H118ZM142 196V195H141ZM139 196V197H141ZM144 196V195H143ZM198 196V195H197ZM131 197V196H130ZM246 197V198H245ZM263 197V196H262ZM134 198V196H133ZM199 198V197H197ZM208 199V198H207ZM246 199L248 201H246ZM261 199V197L259 198ZM100 200V199H99ZM145 200V199H144ZM104 201V200H102ZM133 201V200H132ZM5 203L7 205H5ZM205 203V202H204ZM131 204V203H130ZM138 204V202H137ZM141 204V203H140ZM208 204V202H207ZM77 205V206H76ZM139 205V204H138ZM53 206V205H52ZM133 206V204H132ZM131 207V205H130ZM139 207V206H138ZM137 207V208H138ZM201 207V209H200ZM3 208L5 210H3ZM104 208V209H105ZM13 209V208H12ZM10 209V211L12 210ZM76 209V208H75ZM151 209V210H150ZM9 210V209H8ZM7 210V212H8ZM78 210V208H77ZM148 211V209H146ZM4 211V212H2ZM130 211V210H129ZM143 211V210H142ZM141 211V212H142ZM159 211V212H158ZM202 212V213H201ZM9 214V213H8ZM141 214V213H140ZM142 214H145L142 212ZM157 214V216L155 215ZM7 215V214H6ZM5 216V215H4ZM127 216V214H126ZM136 216V215H135ZM139 216V215H138ZM137 216V217H138ZM145 216V215H144ZM152 216V215H150ZM153 216V218H154ZM7 217V216H6ZM5 217V218H6ZM95 217V216H94ZM247 217V218H246ZM9 218V217H8ZM140 218H143L142 215ZM147 219V218H146ZM152 219V217H151ZM153 219V220H155ZM202 219H204L202 217ZM249 219V220H250ZM93 220V221H92ZM108 220V219H107ZM241 220V222H240ZM252 220V222H256ZM262 220V221H263ZM106 221V220H105ZM111 221H107L103 227L105 228L104 230L107 231V229H109L111 226ZM124 221V220H123ZM127 221V220H126ZM130 221V220H128ZM245 221V222H244ZM243 223H246L248 222V220H244ZM120 222V221H119ZM250 222V221H249ZM251 222V223H252ZM261 222V221H260ZM124 223V222H123ZM132 223V222H131ZM154 223V222H153ZM156 223V222H155ZM242 223V224H243ZM249 224V223H248ZM143 225V224H142ZM244 225V224H243ZM261 225V224H260ZM264 225V224H263ZM262 225V226H263ZM92 226V225H91ZM129 226V225H127ZM131 226V225H130ZM246 226V225H245ZM249 227L251 226L250 224L248 225ZM247 226V227H248ZM6 227V226H5ZM204 227H206L205 231V237H204V232L202 233L201 229ZM248 227V228H249ZM92 228V227H91ZM130 228V227H129ZM242 229V231H244L243 233V238H244V241L243 239L240 237L242 236L241 233H240V230ZM246 228V227H245ZM252 228L254 229L253 227V224H252ZM255 228H256V225H255ZM264 228V227H262ZM262 228H261V232H262ZM93 229V228H92ZM123 229V228H122ZM121 229V230H122ZM202 229V230H203ZM259 229V228H257ZM103 230V229H102ZM103 230V231H104ZM133 230V229H132ZM29 231V230H28ZM105 231V233H106ZM109 231V230H108ZM107 231V232H108ZM140 231V230H139ZM138 231V232H139ZM241 231V232H242ZM250 231H253V230H250ZM124 232V231H123ZM254 232H256V229L254 230ZM254 232H252L253 234V237H254ZM86 233V232H85ZM119 233V231H118ZM116 233L118 236L120 234ZM263 233H264V229H263ZM28 234V232H27ZM84 234V233H83ZM114 234V233H112ZM132 234V233H131ZM130 234V235H131ZM139 234V233H138ZM141 234V233H140ZM139 234V235H140ZM153 233H151L152 235ZM251 234V236H252ZM109 235V234H108ZM129 235V236H130ZM150 235V234H149ZM258 235H261V234H258ZM257 235V236H258ZM263 235V234H262ZM86 235L84 234L82 237H81V243H82V246L85 248V246L87 244V240L85 242V237ZM116 236V235H115ZM141 236V235H140ZM247 236V235H246ZM245 236V237H246ZM264 236V235H263ZM107 237V236H106ZM120 237V236H119ZM122 237V236H121ZM120 237V238H121ZM126 237V236H125ZM134 237V236H133ZM142 237V236H141ZM148 237V236H147ZM154 237V236H153ZM158 237V238H157ZM113 242H114V245L117 246V249H118V252H119V259L121 262H123L124 257L125 256L122 252L125 250V249H121L122 247L120 246V248L118 247V245L121 243L118 242L117 240V236L116 237H113ZM250 237H248L247 239H249ZM132 239V238H131ZM135 239V238H134ZM134 239L132 240H126V245L124 247H129L131 250H134L133 248V245H134ZM261 240L259 241V243L262 241V238H260ZM243 241L244 243H241L240 245V242ZM117 242L119 244H117ZM124 242V240L122 241ZM246 242V244H245ZM138 243H135L136 245ZM144 243V244H143ZM59 244V243H58ZM147 244V245H148ZM168 244V245H167ZM248 244V245H247ZM255 244V243H254ZM258 244V242H257ZM263 245V243H261ZM122 245V243H121ZM124 245V244H123ZM122 245V246H123ZM169 246V248H167L170 252V257L168 255H165V252L166 251V247ZM241 246V250L237 251V248H239L238 246ZM247 245V246H246ZM256 245V244H255ZM260 245V244H259ZM89 247V245H87ZM166 246V247H165ZM82 247V248H83ZM264 247V246H262ZM1 249V248H0ZM229 250L228 253L224 251L225 250ZM236 249V251H234ZM87 250V248L85 249ZM122 250V251H121ZM147 250V251H146ZM175 250V251H174ZM253 250V249H252ZM1 251V250H0ZM3 251V250H2ZM130 251V250H129ZM131 252V251H130ZM133 252V251H132ZM236 252V254L234 253ZM134 253V252H133ZM227 253V254H226ZM111 254V253H110ZM131 254V253H130ZM238 254V255H237ZM237 256L236 260L234 261V256ZM128 256V255H127ZM167 256L172 259L170 261V259L167 258ZM132 257V254L131 256ZM129 258V257H128ZM96 259V258H95ZM89 259H86V264H93L91 261H88ZM97 260V259H96ZM131 260V259H130ZM144 260V261H143ZM2 261V260H1ZM170 261V262H169ZM264 261V260H262ZM97 264H103V262L101 263L100 261H96ZM95 262V264H96ZM119 262V261H118ZM144 262V263H143ZM128 263V262H127ZM1 264V262H0ZM106 264V263H105ZM120 264V263H118ZM123 264V263H121ZM172 264V263H171ZM263 264V263H261Z\"/></svg>",
  "mask_w": 264,
  "mask_h": 264
}]
</instances>
